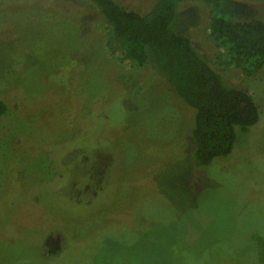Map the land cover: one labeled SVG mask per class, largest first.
Here are the masks:
<instances>
[{"label": "rangeland", "instance_id": "obj_1", "mask_svg": "<svg viewBox=\"0 0 264 264\" xmlns=\"http://www.w3.org/2000/svg\"><path fill=\"white\" fill-rule=\"evenodd\" d=\"M215 15L264 21V0H181L177 23L261 117L200 166L196 110L111 54L92 1L0 0V264H263L264 68L219 58Z\"/></svg>", "mask_w": 264, "mask_h": 264}, {"label": "trees", "instance_id": "obj_2", "mask_svg": "<svg viewBox=\"0 0 264 264\" xmlns=\"http://www.w3.org/2000/svg\"><path fill=\"white\" fill-rule=\"evenodd\" d=\"M90 1L109 28L111 54L133 68L157 69L185 104L196 110L198 164L207 166L230 155L238 131H248L260 121V107L248 90L229 86L191 38L179 30L181 0H156L146 11L129 9L116 0ZM210 31L225 64L239 68L247 77L262 71L263 20L233 21L215 15ZM6 111V103L0 99V116ZM259 250L264 264V242Z\"/></svg>", "mask_w": 264, "mask_h": 264}]
</instances>
